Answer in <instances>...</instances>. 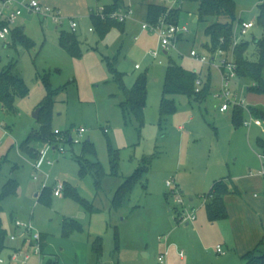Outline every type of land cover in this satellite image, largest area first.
Returning <instances> with one entry per match:
<instances>
[{
	"label": "rangeland",
	"instance_id": "rangeland-1",
	"mask_svg": "<svg viewBox=\"0 0 264 264\" xmlns=\"http://www.w3.org/2000/svg\"><path fill=\"white\" fill-rule=\"evenodd\" d=\"M16 1L12 9L20 8L22 14L11 28H22L31 44L27 48L15 45L11 34L0 39V72L10 70L28 88L26 97L16 99L14 112L4 111L0 104V192L9 180L17 186L14 194L0 201L1 221L7 231L6 247L0 254L3 264H15L10 260V248L15 243L9 235L14 228H23L16 227L15 221L29 224L47 237L43 259L50 257L57 264H159L157 257L166 249V264H240L245 253L237 250L241 235H260L264 239V177L256 176L258 171H264V160L258 156L264 147L257 142L262 139L264 144V121L259 120L261 126L244 125L251 116L255 119L249 106L264 108V95L248 93V83L236 74L230 88L240 102L237 107L244 112L242 123L234 125L233 105L225 112L219 111L222 99L214 96L219 88L217 69L189 56L194 49L210 57L203 46L208 41L205 28L215 19L204 17L196 22L198 0L182 3L177 8L179 16L181 13L178 22L187 27L188 40L181 45L180 40L177 49L167 54L160 52L153 59L150 52L158 48L157 35L142 31L141 25L147 3L163 6L160 0H127L131 15L123 30L114 27L103 37L96 31L91 15L99 13L102 6L106 8L111 0H36L58 11L60 23L25 10L21 4L30 0ZM234 2L237 18L256 22L260 0ZM71 21L77 24L74 34L80 43L76 57L59 41L62 31H71ZM234 29L238 43H249L247 59L256 60L255 40L261 36L260 28L255 23L242 36L236 32L238 23ZM225 53L233 57L230 51ZM115 57V68L122 73L125 87L131 88L139 76H146L142 126L133 118L127 122L123 118L119 107L123 95L107 64ZM169 59L183 69L201 71L202 75L209 68L202 81L211 74L210 93L201 102L184 94L169 95L176 111L159 123L163 76ZM46 82L57 91L48 108L52 131L74 135L83 127L86 133L80 144L65 142L63 153L51 151L46 158L51 164L44 162L36 170L37 158L26 154L19 145L40 127L32 113L47 97ZM85 140L92 143L95 154L82 153ZM31 145L39 151L45 144ZM114 150L118 152V167L111 175ZM81 158L100 163L105 176L98 188L92 173L78 177L77 159ZM145 159L150 161L148 172L133 185L129 200L113 208L115 190ZM220 179L239 192L225 195L227 217L210 222L203 194ZM60 182L75 186L78 195L92 204L93 211L87 212L63 190L54 196L53 188ZM45 185L52 187L48 205L38 200ZM191 206L197 208V219L186 225L181 217L191 213ZM64 220L77 221L83 230L62 237ZM97 236L102 240L99 256L90 246ZM218 245L225 255L216 253ZM36 261L33 257L28 264Z\"/></svg>",
	"mask_w": 264,
	"mask_h": 264
},
{
	"label": "trees",
	"instance_id": "trees-1",
	"mask_svg": "<svg viewBox=\"0 0 264 264\" xmlns=\"http://www.w3.org/2000/svg\"><path fill=\"white\" fill-rule=\"evenodd\" d=\"M105 13L112 11H125L127 6L124 0H111V3L105 5ZM165 6L148 2L146 6L145 22L155 23L165 13ZM179 9L170 10L165 19L167 22L178 23ZM198 21L204 17L214 18L215 21L205 28V36L208 41L203 45L211 56L221 49L224 52H231L233 55L234 63L236 64V74L248 83V93L256 95H264V3L258 5V14L256 17V25L261 30V36L255 40L256 60L250 61L247 59L246 54L249 48L248 42L235 43V29L234 24L241 22L236 16V5L234 0H198L197 5ZM92 22L100 37L105 36L112 28L116 27L123 30L125 22H118L111 19H102L98 15H91ZM224 18V21H220ZM3 22H0V25ZM10 34L13 37L14 44H19L24 47H29L31 41L25 37L22 28H10ZM180 38V37H179ZM179 40V39H178ZM60 44L67 50L71 56H78L80 53V43L73 31L60 33ZM116 57L113 61H108L109 70L113 74L115 82L118 84L120 91L123 95V100L119 103L125 122L131 118L138 124L143 125L144 108L146 105L147 81L146 76H139L131 88L125 87L122 81V73L115 68ZM199 78V74L193 70L183 69L177 65L172 59H169L167 67L164 71L162 93L159 104V123L168 115L176 111V105L173 99L169 98L172 94H184L194 101L201 102L210 93V83L208 79L203 82L198 91L195 90V80ZM47 97L39 106L38 122L40 127L38 131L30 133L25 140H23L19 147L26 154L37 158L38 150L34 148L31 143H50L56 146L60 142L58 136H64L66 139L63 141L72 143L69 138L68 132H54L51 129L50 118L48 115L49 104L52 100V95L57 93L56 90H51L48 82H46ZM28 95V88L24 81L16 74H12L10 70L0 72V104L2 109L6 112H14V104L17 98H24ZM250 112L254 118L264 121V108L261 106H249ZM243 110L237 106H233L232 119L234 125L242 123ZM261 140L257 142L261 145ZM264 141V140H263ZM82 153H94V148L89 140H85L81 147ZM78 162V177L82 178L88 173H92L95 178V186L98 188L101 180L104 178L105 173L99 162L91 161L85 158L77 159ZM111 175L116 173L118 167V152L113 151L111 157ZM150 168V161L145 159L142 161L137 169L119 185L115 190L112 207L115 209L120 208L129 200V194L133 185L140 180ZM16 182L13 180L7 181L1 192L0 201L7 195L16 192ZM63 192L66 195L74 198L78 203L87 211L92 212L93 207L85 199L81 198L75 186L69 182L63 183ZM239 191L235 186L230 188L227 180L220 179L212 183L209 190L203 194L207 197L205 202V212L210 222L225 219L227 217V210L225 205V195ZM52 195V187L45 185L42 187L38 200L41 203L49 204L50 196ZM62 237H68L73 231H82L81 225L75 220L63 221L61 227ZM7 231L2 225L1 221V207H0V254L6 247ZM101 237H95L91 242V251L94 255L99 256L102 251ZM46 247L45 239H42V249ZM244 264H264V239L262 238L256 246L245 252L241 256ZM44 264H57L55 260L50 257L44 258Z\"/></svg>",
	"mask_w": 264,
	"mask_h": 264
},
{
	"label": "built area",
	"instance_id": "built-area-1",
	"mask_svg": "<svg viewBox=\"0 0 264 264\" xmlns=\"http://www.w3.org/2000/svg\"><path fill=\"white\" fill-rule=\"evenodd\" d=\"M163 3L165 8H168V11L161 16L155 23H146L144 22L141 25L142 31L154 32L158 38V48L154 51H151L150 54L153 58H156L160 52H169L171 49H177V42L180 36L186 34L188 29L184 25L179 23L167 22L165 15L169 13L170 10L177 9L181 6L183 0H160ZM261 3H264V0H260ZM16 0H0V22H3L0 25V39L5 40L6 36L10 34L11 25L17 20V18L22 14V10L12 9ZM22 7L28 12L37 14L44 18H50L55 23L61 22V17L58 11L50 9L46 6H42L36 0H30L29 2H24L21 4ZM99 13L95 15L100 16L102 19H113L118 22H125L127 18L131 15V10L127 9L125 11H112L105 13L104 7H100ZM255 25L252 21H241L238 23V30L236 31L238 36L245 35L249 29L253 28ZM77 24L74 21H71L70 28L71 31H75ZM235 43H238L234 39ZM189 56L201 64H213L214 67L218 70L220 75V85L217 92L214 94L215 97L221 98L222 103L219 107L220 112H225L229 109L230 105L237 106L239 101L236 96L233 94V91L230 88L231 80L236 76V64L234 63L233 58H229L224 51L218 49L213 56L210 57L201 55L196 52L194 49H191ZM217 60V63H214V60ZM135 68H139L138 65ZM202 85L201 79L197 78L195 80V90L198 91ZM260 119H252L250 121L244 122L245 126H250L254 124L256 126H261ZM86 130L83 127H80L76 130L74 135L69 134L68 138L73 144H80L82 138L84 137ZM67 137V136H66ZM64 136H58L60 142L53 146L50 143H45L44 147L38 151L37 161L34 164L36 170H39L44 162L51 164L50 160H46L47 155L51 151H57L63 153L64 147L62 145L63 141L66 139ZM260 160H264V153L258 154ZM264 176V171L260 172ZM167 186H170L169 182H166ZM63 190V182H60L53 188V195L59 196ZM207 201V197L204 198V203ZM186 221H192L195 218L194 210H191V213L181 217ZM15 226H22V237L25 246L23 248L13 251V255L10 257L12 263L15 264H28L33 257L36 258L35 264H42L43 262V249H42V238L41 234L34 230L31 225H23L18 221H15ZM11 240L16 239L15 234L9 235ZM217 252H222L220 246L216 247ZM168 255V249H166L162 254L157 257L159 264H166V257ZM179 255L182 256V251L179 252ZM3 260L0 258V264H3Z\"/></svg>",
	"mask_w": 264,
	"mask_h": 264
},
{
	"label": "crops",
	"instance_id": "crops-1",
	"mask_svg": "<svg viewBox=\"0 0 264 264\" xmlns=\"http://www.w3.org/2000/svg\"><path fill=\"white\" fill-rule=\"evenodd\" d=\"M144 0H140V3H142ZM186 1L187 0H184V2H182L183 3V5L186 3ZM124 4H125V6H130V3L127 1V0H124ZM131 7V6H130ZM145 14H146V10H145ZM145 14H144V22H145ZM180 17H181V13H180V16H179V18H178V21L180 20ZM239 19V18H238ZM241 21H244V20H242V19H240ZM194 21H198V16L197 17H195L194 18ZM179 23V22H178ZM125 26V25H124ZM185 35V36H184ZM135 39H138V36H136L135 37ZM180 40H182V42L180 43ZM186 40H188V36H187V33L186 34H183L182 36H180V38H179V40H178V44L180 43V45L183 43V41H186ZM164 54H167V52H163ZM159 55V54H158ZM158 57V56H157ZM156 57V58H157ZM153 58V57H152ZM156 58H153V59H156ZM214 62H216V59L214 60ZM206 66H211V68L212 67H214V65L213 64H205ZM136 66V65H135ZM211 68H210V71H211ZM136 69H138V68H136ZM207 70H209V68H207L206 67V70H205V72H204V74L202 75V72L201 71H199V72H197V71H195V72H197L198 74H199V78L201 79V82H202V84H203V81H202V78H204L205 77V75H206V71ZM218 71V70H217ZM219 73V72H218ZM210 79H211V74H210ZM211 84H212V81H211ZM219 85H220V75H219ZM227 111V110H226ZM260 146H262V147H264V144L263 143H261V145ZM264 153V152H263ZM260 172L261 171H258V175H256L257 177H264L263 175H261L260 174ZM239 177H237V179H235V181H237V180H239L238 179ZM205 194V193H204ZM191 200V199H190ZM203 205H205V203L203 202ZM190 209L191 210H194V214H195V218H194V220H196L197 219V216H196V212H197V208H195L194 206H191L190 207ZM11 218V221H12V223H14V218H13V216H11L10 217ZM193 221V220H192ZM190 222V221H189ZM189 222L188 221H186L185 222V224L186 225H188L189 224ZM241 231V230H240ZM13 234H15L16 235V239L15 240H11L10 238V241L11 242H13V243H15V244H13V246H12V248H10V249H12V251H15V250H18V249H21V248H23V246H25V243L23 242V237H22V235H21V233H22V231L21 230H18V229H16V228H14L13 229V232H12ZM11 233V234H12ZM10 234V235H11ZM41 234V238L42 239H45V243H46V247H45V251L47 250L46 248H47V244H48V242H47V237L46 236H44L42 233H40ZM18 235V236H17ZM261 237H260V235L258 236H251V235H246V236H243V238H242V235H241V241H240V243H239V245H237V250H238V253H242V252H247V251H249V250H251L252 248H254L255 246H256V244L259 242V240H261L260 239ZM219 246V245H218ZM221 247V246H220ZM222 249V248H221ZM216 253L217 254H222V255H225V252H224V250L222 249V252H217L216 251ZM162 254V253H161ZM45 255H46V253H45ZM167 258V257H166ZM242 259V258H241ZM43 261H44V259H43ZM240 264H244V262H243V260H241V262H240Z\"/></svg>",
	"mask_w": 264,
	"mask_h": 264
},
{
	"label": "water",
	"instance_id": "water-1",
	"mask_svg": "<svg viewBox=\"0 0 264 264\" xmlns=\"http://www.w3.org/2000/svg\"><path fill=\"white\" fill-rule=\"evenodd\" d=\"M40 108H36L32 113L34 119H38Z\"/></svg>",
	"mask_w": 264,
	"mask_h": 264
}]
</instances>
